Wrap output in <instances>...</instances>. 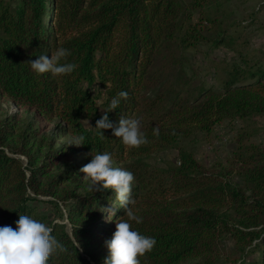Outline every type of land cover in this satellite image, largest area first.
I'll return each instance as SVG.
<instances>
[{"label":"trees","instance_id":"obj_1","mask_svg":"<svg viewBox=\"0 0 264 264\" xmlns=\"http://www.w3.org/2000/svg\"><path fill=\"white\" fill-rule=\"evenodd\" d=\"M212 1L0 0V108L4 100L27 108L0 113V226L15 229L21 214L52 227L67 252L49 264H103L107 256L98 244L112 238L116 220L127 219L110 189L83 190L81 163L61 168L76 153L85 154L86 165L91 151L112 153L134 174V211L142 223L131 226L157 241L141 264H219L231 256L228 240L242 254L231 264H264V145L246 142L244 131L220 169L187 149L166 167L144 159L226 118L264 115V67L233 73L220 88L187 72L186 51L203 38L202 27L217 31V44L229 45L223 20L205 11ZM59 47L78 65L71 74L31 70L28 61L50 58ZM120 91L130 98H120L109 120L140 119L148 143L138 148L125 146L111 129L102 130L104 138L94 129ZM53 122L55 130L47 131ZM78 135L84 145L67 144ZM39 201L62 217L58 201L65 203L70 226L50 222Z\"/></svg>","mask_w":264,"mask_h":264},{"label":"rangeland","instance_id":"obj_2","mask_svg":"<svg viewBox=\"0 0 264 264\" xmlns=\"http://www.w3.org/2000/svg\"><path fill=\"white\" fill-rule=\"evenodd\" d=\"M205 11L209 16H218L223 20L222 26L227 29L224 35H229L230 38L227 39L229 45L223 41L217 44L214 41L217 31L208 26L202 27L203 38L197 46L189 47L186 51L187 72L197 83L220 88L233 73L248 68L264 67V0H214ZM198 15L196 11L194 21L197 20ZM26 109L18 107L10 100H4L1 103L0 113L3 116L13 115L16 111L25 114ZM55 128L56 123L53 122L48 126L47 131L53 132ZM244 131L247 134L246 142L264 145V115L226 118L215 124L208 133L198 131L180 140L177 146L159 150L145 156L144 159L154 165L166 167L170 164H178L180 149H187L201 164L210 169H220L229 165L234 151L238 148V137ZM69 139L68 137L66 140ZM114 161L115 166L121 167L118 161L115 159ZM85 162V154L76 153L67 156L61 168L73 163H81L85 166ZM233 179L235 182H241L237 174H234ZM58 202L64 217L49 202L39 201L37 204L49 216L50 222L66 223L69 227L66 204L62 201ZM98 247L108 256L106 241L98 244ZM226 250L231 256L227 258L224 254L219 264H231L232 260L242 255L241 252L236 251L233 240L226 241Z\"/></svg>","mask_w":264,"mask_h":264},{"label":"clouds","instance_id":"obj_3","mask_svg":"<svg viewBox=\"0 0 264 264\" xmlns=\"http://www.w3.org/2000/svg\"><path fill=\"white\" fill-rule=\"evenodd\" d=\"M71 55L70 50L59 47L49 58L41 54L35 60L28 61L31 70L37 75L51 73L52 76L71 74L78 65L67 62ZM120 98L129 99V93L120 91L117 97L110 101L109 109H103L104 115L96 121L94 129L104 138L102 130L111 129L116 138H120L125 146L138 148L148 143L146 134L141 130L140 119L127 118L120 115L118 123L109 120L108 113L116 110L120 105ZM90 128L89 122L85 120ZM154 135H159V129H153ZM85 136L73 137L67 144L77 147L84 145ZM92 159L79 171L84 173L83 181L86 182L84 190L95 193L110 189L115 193V199L119 208L124 210L127 219L116 220V230L110 240L106 241L108 256L103 264H141L139 257L145 256L153 250L157 241L154 237L142 235L133 230L131 222L142 223V217L134 211L136 201L132 198V189L135 181L134 174L122 167L115 166L113 154L104 151L102 153H89ZM115 216L111 212L109 219ZM53 228L44 222L34 219L30 215H21L16 221V228L5 225L0 226V264H49L54 255L67 252V247L56 239ZM77 249L83 250L78 241Z\"/></svg>","mask_w":264,"mask_h":264},{"label":"built area","instance_id":"obj_4","mask_svg":"<svg viewBox=\"0 0 264 264\" xmlns=\"http://www.w3.org/2000/svg\"><path fill=\"white\" fill-rule=\"evenodd\" d=\"M16 105V104H15Z\"/></svg>","mask_w":264,"mask_h":264}]
</instances>
